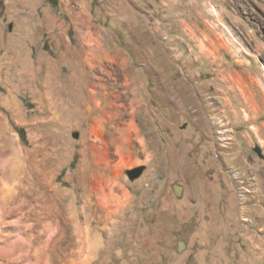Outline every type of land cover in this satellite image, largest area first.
I'll return each mask as SVG.
<instances>
[{
    "label": "rangeland",
    "instance_id": "rangeland-1",
    "mask_svg": "<svg viewBox=\"0 0 264 264\" xmlns=\"http://www.w3.org/2000/svg\"><path fill=\"white\" fill-rule=\"evenodd\" d=\"M61 79L102 84V104L73 113ZM95 118L107 140L135 125L128 162L103 167L82 143ZM2 167L68 215L32 264H207L227 242L230 263L264 264V0H2ZM114 169L101 205L91 179Z\"/></svg>",
    "mask_w": 264,
    "mask_h": 264
},
{
    "label": "bare ground",
    "instance_id": "bare-ground-1",
    "mask_svg": "<svg viewBox=\"0 0 264 264\" xmlns=\"http://www.w3.org/2000/svg\"><path fill=\"white\" fill-rule=\"evenodd\" d=\"M70 80L72 81V79ZM89 80H91L90 77ZM96 80L99 81L100 79L96 78ZM128 81L129 79L125 78L124 84L126 85ZM97 83L98 82L90 81L89 83L82 82L81 87L73 83L71 84L72 87L71 85H67L65 89L61 79L58 87L63 89L62 94L67 97L65 101L67 105L70 104L72 106L73 113L78 112V109H83L81 103L85 104L84 111L87 110L90 112L92 110L91 105L94 104L96 107H99L100 101L103 99L99 101L97 98L99 94L103 93L102 89H104L102 84ZM81 91H86V93L78 95ZM63 102L62 100L61 103L63 104ZM67 105L65 106L66 109H68ZM95 110L96 109L93 111ZM74 117L75 116L72 114L69 116V119L73 118L76 120V117ZM85 117L83 113L78 116L82 121ZM88 126V129L85 131V139L82 143L88 140V135H92V137L89 138L91 141L90 147L93 153L97 155L99 164H102L103 167L111 165L113 161V159L110 158L111 154L113 157L116 156V161L112 163L115 167H117L116 165H122L129 161V151L132 149L130 136L132 130L137 132L135 125L133 126L131 122L126 124L124 133L121 134L119 138L117 137L120 141L118 144H116V141H118L116 137L111 136L109 140L104 137L100 118L93 119V122L91 121ZM111 146H115L113 152L110 151ZM123 146L126 149H123ZM117 171L118 169L113 170L110 179H104L103 174L93 176L91 179L92 190H100L101 195L98 196L97 201L100 202L101 205L107 203L110 193H112L113 176L115 177L117 175ZM26 173V168L24 167H21L20 171L17 173L13 172L12 169L0 168V264H23L21 261L26 258H28V263L30 264L37 261H48L50 244H43V241H45L43 235L50 231L52 219L56 214H58V219L59 217H65L67 215L63 211H60L63 206L58 207L56 204L57 201H53L55 197H53L50 192L48 194L45 189L31 182ZM58 193L61 194V197L62 195L69 196L70 194L69 192L61 190L57 192V195ZM123 195L127 196L128 192L123 190ZM79 212V208L74 207L71 215H69L70 218L77 220ZM23 215H25L28 220L22 221ZM78 220L75 221V225L80 223ZM57 229L59 232H63L64 227L58 222ZM78 229L79 227L75 230ZM54 246H56V243H54ZM79 257V251L72 250L69 260L76 261Z\"/></svg>",
    "mask_w": 264,
    "mask_h": 264
},
{
    "label": "crops",
    "instance_id": "crops-1",
    "mask_svg": "<svg viewBox=\"0 0 264 264\" xmlns=\"http://www.w3.org/2000/svg\"><path fill=\"white\" fill-rule=\"evenodd\" d=\"M260 177L261 178H264V170L263 171H261L260 172ZM183 188V187H182ZM175 189H177V187L175 188ZM179 189H180V187H179ZM233 195H232V193H231V189L229 190V194H228V201H230V205L232 206V207H234V205H236V201L235 200H233ZM245 201V200H244ZM243 201V199H242V201L241 202H244ZM243 205V204H242ZM228 214V213H227ZM227 214H226V216H227ZM234 252L235 251H232V249L230 248V246H229V243L227 242L226 244L224 243V246H222L221 248H217V247H215V248H205V258L206 257H209L208 258V260L207 259H205V262L207 263V264H210V261L211 262H213L214 263V261L211 259V257H214V256H216L218 253H220V255L222 256V258H221V263L223 262V264H232V263H230L231 261H230V256L231 255H234ZM239 249H237V253H238V255H239ZM236 262H238V260H236Z\"/></svg>",
    "mask_w": 264,
    "mask_h": 264
},
{
    "label": "water",
    "instance_id": "water-1",
    "mask_svg": "<svg viewBox=\"0 0 264 264\" xmlns=\"http://www.w3.org/2000/svg\"><path fill=\"white\" fill-rule=\"evenodd\" d=\"M140 169L141 168H136L134 170H132L131 174H130V177H134V176H137L139 173H140ZM176 187V186H175Z\"/></svg>",
    "mask_w": 264,
    "mask_h": 264
},
{
    "label": "trees",
    "instance_id": "trees-1",
    "mask_svg": "<svg viewBox=\"0 0 264 264\" xmlns=\"http://www.w3.org/2000/svg\"><path fill=\"white\" fill-rule=\"evenodd\" d=\"M1 3H2V0H0V4H1ZM18 130H19V132H20L21 135L24 134L23 128H18Z\"/></svg>",
    "mask_w": 264,
    "mask_h": 264
}]
</instances>
